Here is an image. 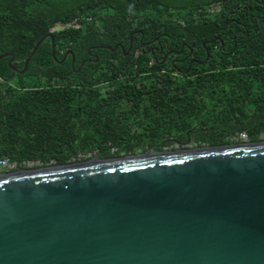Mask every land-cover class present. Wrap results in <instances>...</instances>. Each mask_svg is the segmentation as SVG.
Listing matches in <instances>:
<instances>
[{
	"label": "trees",
	"instance_id": "trees-1",
	"mask_svg": "<svg viewBox=\"0 0 264 264\" xmlns=\"http://www.w3.org/2000/svg\"><path fill=\"white\" fill-rule=\"evenodd\" d=\"M48 32L57 60L45 36L15 72ZM3 52L0 157L18 165L264 134V0H0Z\"/></svg>",
	"mask_w": 264,
	"mask_h": 264
},
{
	"label": "water",
	"instance_id": "water-1",
	"mask_svg": "<svg viewBox=\"0 0 264 264\" xmlns=\"http://www.w3.org/2000/svg\"><path fill=\"white\" fill-rule=\"evenodd\" d=\"M98 158L0 172V264H264V140Z\"/></svg>",
	"mask_w": 264,
	"mask_h": 264
},
{
	"label": "built area",
	"instance_id": "built-area-1",
	"mask_svg": "<svg viewBox=\"0 0 264 264\" xmlns=\"http://www.w3.org/2000/svg\"><path fill=\"white\" fill-rule=\"evenodd\" d=\"M60 25V24H57ZM66 25H71L74 27H78L79 23L76 19H73L71 22L66 23ZM54 27L51 28V30H53ZM231 139V144H235V143H246L248 142V137L245 131H238L236 132L234 135L230 136ZM24 163H28V161H24ZM21 168L20 166H18L16 161H12L11 159H9L7 156H2L0 157V172H5V171H14Z\"/></svg>",
	"mask_w": 264,
	"mask_h": 264
},
{
	"label": "rangeland",
	"instance_id": "rangeland-1",
	"mask_svg": "<svg viewBox=\"0 0 264 264\" xmlns=\"http://www.w3.org/2000/svg\"><path fill=\"white\" fill-rule=\"evenodd\" d=\"M261 137H262L261 140H264V134H261ZM188 143L189 144H187V142H186L185 145H179V144H177L175 142H172L169 145H165L161 151H169V150H175V149H182V148H186V147H189V148H194V147H207V145H205V144L198 146L195 143H193L192 141H188ZM78 156H80L81 158H79ZM93 156H95L94 153H87L85 155H77L76 157L72 158L71 161H84V160H87V159L92 158ZM40 165L41 164L38 163V161H35L34 160V161H28V163H24L23 165H18V166L23 167V168L24 167L25 168H33V167H37V166H40Z\"/></svg>",
	"mask_w": 264,
	"mask_h": 264
},
{
	"label": "bare ground",
	"instance_id": "bare-ground-1",
	"mask_svg": "<svg viewBox=\"0 0 264 264\" xmlns=\"http://www.w3.org/2000/svg\"><path fill=\"white\" fill-rule=\"evenodd\" d=\"M101 159L98 158V157H92L89 159V161H94V162H97V161H100Z\"/></svg>",
	"mask_w": 264,
	"mask_h": 264
}]
</instances>
